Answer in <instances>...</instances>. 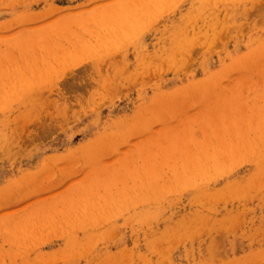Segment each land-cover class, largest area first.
Returning a JSON list of instances; mask_svg holds the SVG:
<instances>
[{
	"label": "rangeland",
	"instance_id": "obj_1",
	"mask_svg": "<svg viewBox=\"0 0 264 264\" xmlns=\"http://www.w3.org/2000/svg\"><path fill=\"white\" fill-rule=\"evenodd\" d=\"M0 264H264V0H0Z\"/></svg>",
	"mask_w": 264,
	"mask_h": 264
}]
</instances>
